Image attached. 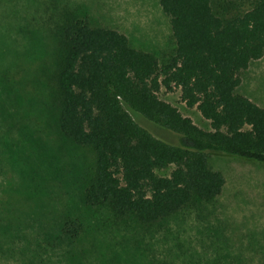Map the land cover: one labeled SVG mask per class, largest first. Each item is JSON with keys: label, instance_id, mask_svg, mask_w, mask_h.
I'll list each match as a JSON object with an SVG mask.
<instances>
[{"label": "trees", "instance_id": "trees-1", "mask_svg": "<svg viewBox=\"0 0 264 264\" xmlns=\"http://www.w3.org/2000/svg\"><path fill=\"white\" fill-rule=\"evenodd\" d=\"M159 1L174 41L161 62L95 26L81 5L63 8L56 26L59 129L95 155L84 202L145 225L215 201L226 178L213 158L264 166V108L239 92L241 74L264 57V0ZM162 88L180 89L210 130L161 100ZM80 228L64 220L61 232L77 240ZM247 250L226 264H264L262 242ZM219 251L214 264L230 259Z\"/></svg>", "mask_w": 264, "mask_h": 264}, {"label": "rangeland", "instance_id": "rangeland-1", "mask_svg": "<svg viewBox=\"0 0 264 264\" xmlns=\"http://www.w3.org/2000/svg\"><path fill=\"white\" fill-rule=\"evenodd\" d=\"M79 5L160 62L174 49L159 0H0V264H214L220 248L226 264L249 241L264 244V166L243 160L213 158L222 194L155 224L85 204L95 155L62 135L56 88V26L63 8ZM239 92L264 108V57L241 74ZM158 95L210 130L180 89ZM64 220L81 226L77 240L61 232Z\"/></svg>", "mask_w": 264, "mask_h": 264}]
</instances>
